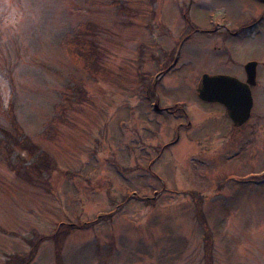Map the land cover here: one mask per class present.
<instances>
[{
  "label": "rangeland",
  "instance_id": "374dc122",
  "mask_svg": "<svg viewBox=\"0 0 264 264\" xmlns=\"http://www.w3.org/2000/svg\"><path fill=\"white\" fill-rule=\"evenodd\" d=\"M181 25L174 0H0V264H264V75L234 128L194 88L225 52ZM230 45L264 62V33Z\"/></svg>",
  "mask_w": 264,
  "mask_h": 264
},
{
  "label": "flooded vegetation",
  "instance_id": "af4514ba",
  "mask_svg": "<svg viewBox=\"0 0 264 264\" xmlns=\"http://www.w3.org/2000/svg\"><path fill=\"white\" fill-rule=\"evenodd\" d=\"M177 8L180 11V18L182 25L178 29V37L176 40H179L178 47L180 48L181 41L187 42L193 38H198L200 42V47L202 50L210 52H225V56L228 60H225V63L217 60H209L211 68H219L214 73L209 71H202L200 77L197 79L194 86L195 92L201 87V78L206 75L208 77L213 76H225L236 79L242 84L246 83V78L248 75L254 74L255 83L250 87V94L252 99L253 89L258 87V79L264 75V62L262 60L250 58L246 61L234 63L230 61L231 58H234V48L230 45V42L234 41L236 44L238 41H241L248 38L259 39L264 33V0H174ZM213 11L212 17L203 24L204 27H199L195 23L194 12L196 9L202 7L203 5L209 4ZM192 13V14H191ZM193 15V16H192ZM190 16L192 18H190ZM157 22L156 20H153ZM227 44V49L225 51L224 47ZM168 59L162 60V68L155 74L162 76L164 73H168L176 64V55L175 53L170 58L169 54L167 55ZM166 58V57H165ZM209 58V56H208ZM208 58H205V62L208 61ZM248 64H252L248 66ZM236 67L237 72L235 75L225 74L223 72L224 68L229 69ZM222 68V71H219ZM152 90L154 91L157 87L156 82L151 84ZM150 86V87H151ZM150 89V88H148ZM197 94V93H196ZM147 110L149 112H160L167 114L169 116H174L177 109L175 106L162 107L159 105V99L156 94L148 99ZM253 107V100H252ZM252 119V108L248 120L245 122L248 123ZM230 121V120H229ZM231 122V121H230ZM232 124V123H231ZM243 124V125H245ZM242 125V126H243ZM233 126V124H232ZM241 126V127H242ZM234 128H239L235 127ZM173 141L166 143L163 151L166 147L172 146Z\"/></svg>",
  "mask_w": 264,
  "mask_h": 264
},
{
  "label": "water",
  "instance_id": "95a60500",
  "mask_svg": "<svg viewBox=\"0 0 264 264\" xmlns=\"http://www.w3.org/2000/svg\"><path fill=\"white\" fill-rule=\"evenodd\" d=\"M251 65L248 64L247 67ZM254 83L255 76L252 72L246 78L245 84L230 77L204 75L201 78V87L196 93L201 101L222 105L232 124L240 127L250 115L252 107L250 87Z\"/></svg>",
  "mask_w": 264,
  "mask_h": 264
},
{
  "label": "trees",
  "instance_id": "16d2710c",
  "mask_svg": "<svg viewBox=\"0 0 264 264\" xmlns=\"http://www.w3.org/2000/svg\"><path fill=\"white\" fill-rule=\"evenodd\" d=\"M78 38H76L75 41L71 44V47H74L73 50H75V51L85 53L86 52V49H85L86 43H83L82 41H77L76 42V40Z\"/></svg>",
  "mask_w": 264,
  "mask_h": 264
}]
</instances>
